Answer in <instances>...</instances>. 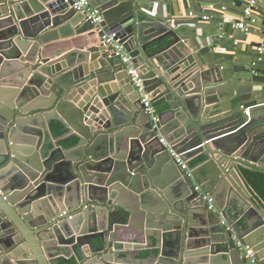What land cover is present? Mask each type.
Wrapping results in <instances>:
<instances>
[{
  "label": "water",
  "instance_id": "95a60500",
  "mask_svg": "<svg viewBox=\"0 0 264 264\" xmlns=\"http://www.w3.org/2000/svg\"><path fill=\"white\" fill-rule=\"evenodd\" d=\"M89 2L99 43L56 57L89 31L82 15L64 0H0V264H244L232 233L264 264V213L236 175L264 172V60L233 63L217 25L202 36V17L175 15L219 14L201 6L212 0ZM113 31L167 99L155 128L102 43Z\"/></svg>",
  "mask_w": 264,
  "mask_h": 264
},
{
  "label": "built area",
  "instance_id": "2783aa9c",
  "mask_svg": "<svg viewBox=\"0 0 264 264\" xmlns=\"http://www.w3.org/2000/svg\"><path fill=\"white\" fill-rule=\"evenodd\" d=\"M264 2V0H263ZM64 3L80 13L83 18V22L90 26L89 31H95L96 33L101 32L103 27L101 23L103 22V16L98 11V9L91 5L89 0H64ZM235 19H227L224 16L214 17L212 13L210 15H204L202 18L204 21L216 18L219 19L217 22L219 38L227 39L232 42L233 47H237L240 43L236 36V31L239 33L249 36L254 33H262V21L264 20V10L262 8V0H242L240 7L236 10ZM191 16L194 15L193 12L189 13ZM225 25L228 26L225 30ZM100 38V37H99ZM102 43L106 46H112V52L119 59V62L123 65L132 87L137 92L140 103L144 106V111L148 115L150 121L153 123V127H156V123L160 121V115L156 111L154 105L155 95H151L150 92H147L145 83V78L142 71L138 66H135L132 63V57L130 56L127 48L123 43L120 42V38L117 36V32L113 31L110 33L103 32L101 35ZM252 50V62L257 63L261 60H264L263 57H255L254 55L259 54L264 55V41L259 42L255 46H248L247 49ZM242 108L244 116H249L248 109ZM161 143H164V140L160 139ZM176 162L181 166L182 169H188L186 162L181 160L178 155H175ZM204 199L206 200V205L208 209H215L212 198L209 195H205ZM66 214V211L63 212ZM72 215H68L70 219ZM222 223L225 224L227 230L232 228L229 224L225 223L222 219ZM232 240L235 243L236 247L240 251V258L243 260L244 264H259V261L255 255L254 250L248 245L242 244L234 233H232Z\"/></svg>",
  "mask_w": 264,
  "mask_h": 264
},
{
  "label": "crops",
  "instance_id": "0c3cea01",
  "mask_svg": "<svg viewBox=\"0 0 264 264\" xmlns=\"http://www.w3.org/2000/svg\"><path fill=\"white\" fill-rule=\"evenodd\" d=\"M42 1V0H41ZM242 0H235V1H230V0H212L213 3L211 4H205L202 3L201 6L202 7H207V6H212L211 8H213L215 11L219 12L218 13H212L214 15V17H218V16H224L227 19H235L236 18V10H238V8L240 7ZM239 3V5L237 4ZM262 8L264 10V2L262 0ZM190 12H193L194 15L190 16ZM209 11H203L201 13H196L193 11L192 6H189L188 9H181V10H177L176 11V17L179 16H189V17H202L204 15H210V13H208ZM197 25L200 26H204L205 29L199 31L201 33L202 36H206V35H212V33L214 32L215 26L217 25L215 21H199L196 22ZM179 25H185V24H179ZM184 27V26H183ZM182 27V29L184 30V28ZM236 34V33H235ZM239 37V36H238ZM79 38L80 41H78L77 43L73 42L74 39ZM66 40L68 42V45H65L66 47L64 48L63 51H61L59 53V56L56 57H60V55H63L65 53H67L68 51H70V49L75 48V47H79L82 49H86V47L88 46H93V45H97L99 43V36L98 33H96L95 31H86L84 33H77L72 37L63 39ZM65 41V42H66ZM261 41H264V34L263 33H254L251 34L249 36H247L246 41H240L239 45L237 47H233L232 42L228 40L227 42V46H225L224 48H217V51H223L226 53H234L235 54V58L233 63L239 64V65H243V64H248L251 59H252V50L250 48L247 49L248 46H253L254 43H259ZM153 45H151V47H153ZM200 46V45H197ZM153 52H155L156 50H152ZM55 59V58H53ZM203 61L206 62L207 58L206 56H203ZM132 63L136 66L137 62L136 60H132ZM218 63H224V59H221L218 61ZM231 66L230 63L226 64V67ZM264 67V66H263ZM229 75H232L231 73ZM228 75V77H229ZM239 76H243V74H238ZM247 81L246 79H243V82ZM151 95H155V100H154V105L156 107V111L157 113L160 115V119H167L169 117V113H167L168 109H169V104L167 102V99L165 97L162 96L161 93L158 92V89L155 88V90L150 92ZM58 123L54 124V128ZM59 125V124H58ZM73 136H71L70 138H72ZM67 137H64L63 139H66ZM202 155H194L189 162H191L194 159L199 158ZM204 159V157H203ZM203 159L199 160L198 162H196L194 165H190L191 167L196 166L200 161H202ZM243 168H247V169H260V166L257 164H254L252 162L248 163V164H243ZM241 169L239 168L236 170V175L239 179V181L242 183L243 185V192L246 195V198L252 199L253 202H255L256 204L259 205L260 210L259 212L264 213V202L259 198V196L254 192V190L252 189V187L244 180V178L242 177L241 174ZM252 205V203H251ZM235 218H237V215L234 216Z\"/></svg>",
  "mask_w": 264,
  "mask_h": 264
},
{
  "label": "trees",
  "instance_id": "16d2710c",
  "mask_svg": "<svg viewBox=\"0 0 264 264\" xmlns=\"http://www.w3.org/2000/svg\"><path fill=\"white\" fill-rule=\"evenodd\" d=\"M160 47L155 48V50H158ZM61 126L56 125L55 130H60ZM77 139L75 137L64 139L62 142L64 144H74L76 143ZM203 159V156H200L197 159H194L190 162V165H194L199 160ZM241 174L244 180L252 187L254 192L259 196V198L264 202V172H262L259 169H247L242 168ZM120 239H128L129 236H124L123 234L119 235Z\"/></svg>",
  "mask_w": 264,
  "mask_h": 264
}]
</instances>
